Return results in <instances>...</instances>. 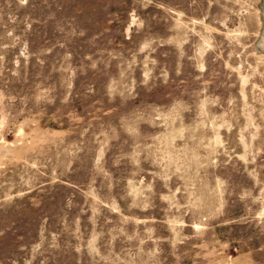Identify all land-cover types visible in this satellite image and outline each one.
Segmentation results:
<instances>
[{
    "label": "rangeland",
    "instance_id": "rangeland-1",
    "mask_svg": "<svg viewBox=\"0 0 264 264\" xmlns=\"http://www.w3.org/2000/svg\"><path fill=\"white\" fill-rule=\"evenodd\" d=\"M0 264H264V0H0Z\"/></svg>",
    "mask_w": 264,
    "mask_h": 264
}]
</instances>
